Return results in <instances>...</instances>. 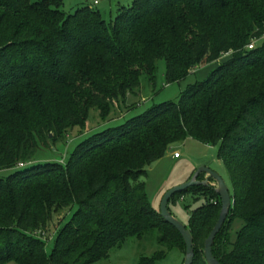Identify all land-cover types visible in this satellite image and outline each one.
Instances as JSON below:
<instances>
[{"label":"trees","instance_id":"16d2710c","mask_svg":"<svg viewBox=\"0 0 264 264\" xmlns=\"http://www.w3.org/2000/svg\"><path fill=\"white\" fill-rule=\"evenodd\" d=\"M63 6L0 0V172L11 171L0 177V264H96L128 238L154 233L185 254L179 232L150 206L143 180L188 139L217 148L232 182L216 259L264 264V0H132L112 23L88 3L74 14ZM161 60L167 84L218 66L179 104L154 106L90 135L66 165L37 160L70 131L85 130L91 110L109 121L143 83L156 90ZM188 193L196 202L195 194L204 197L186 227L194 264H207L203 250L220 197L193 187L170 204ZM61 211L66 217L52 232Z\"/></svg>","mask_w":264,"mask_h":264},{"label":"rangeland","instance_id":"374dc122","mask_svg":"<svg viewBox=\"0 0 264 264\" xmlns=\"http://www.w3.org/2000/svg\"><path fill=\"white\" fill-rule=\"evenodd\" d=\"M62 1L66 13L74 14L83 4L89 3L92 5L95 0ZM111 2L113 3L114 0H100V5L98 6L100 13L107 23L115 21L120 9V6H114L112 8L110 5ZM131 2L132 0H125L122 6L127 7ZM228 59L229 56H225L221 62H225ZM217 66L218 64L211 66V68L198 69L181 82L167 84L165 79L166 63L163 60L159 61L157 64L156 90H153L149 85L143 83V88L137 95L129 96L124 106L115 108L109 121H103L96 109L91 110L85 130L75 128L70 131L65 143H58L52 146L50 150H41L37 154V160L58 161L66 165L70 155L77 146L90 135L108 128L120 126L127 120L144 114L154 106L169 102L179 104L182 95L187 91L189 86L197 81L205 80ZM175 153H179L181 158L178 160L175 159ZM202 167H207L217 173L225 181L232 193L233 188L230 174L225 164L219 160L217 148L205 145L194 139H188L184 143L175 145L164 158L155 162L147 169L148 176L143 181L145 182L150 206L156 211H160V205L164 195L171 189L189 182ZM10 174L11 171L0 172V177L6 178ZM195 196L199 197L197 202L195 201L194 195L188 193L183 199L181 198L175 204L171 203L169 205L171 213L185 225L188 224L190 212L203 204L204 197L198 194H195ZM65 217V211L55 214V224L53 225L52 232L55 230V225L59 226ZM238 227L239 223L235 222L232 225V231H235ZM159 236L158 233H154L151 236L143 237L142 240L134 237L128 238L121 247L114 248L110 251L108 259L96 264H138L142 258H154L158 254H162L164 257L157 260L156 264H183L185 254L176 248L170 247L166 243H160L158 240ZM53 241L54 239L51 237L47 244L48 253L53 248ZM10 264L16 263L12 262Z\"/></svg>","mask_w":264,"mask_h":264},{"label":"water","instance_id":"95a60500","mask_svg":"<svg viewBox=\"0 0 264 264\" xmlns=\"http://www.w3.org/2000/svg\"><path fill=\"white\" fill-rule=\"evenodd\" d=\"M204 174L206 177L200 181L199 177ZM214 184V185H213ZM193 187H205L213 188L216 194L220 197L221 201V212L219 219L209 234L208 238L205 241L204 245V257L207 264H221L215 257L213 253V246L216 240V237L221 232L232 207V197L229 190V187L226 185L225 181L214 171L207 167H202L199 171L193 176V178L176 188L168 191L160 205L159 214L162 219L173 226L181 235L184 240L186 250L185 258L183 264H194L195 261V249L194 241L191 235V232L187 229L186 225L180 222L170 211L169 204L171 199L178 193L185 192L186 190Z\"/></svg>","mask_w":264,"mask_h":264},{"label":"crops","instance_id":"0c3cea01","mask_svg":"<svg viewBox=\"0 0 264 264\" xmlns=\"http://www.w3.org/2000/svg\"><path fill=\"white\" fill-rule=\"evenodd\" d=\"M95 1H98V4L97 5H95L94 3H95ZM93 3H92V5L93 6H95L96 8H98V6L100 5V0H95ZM125 0H114V2L112 3H110V5H111V7L113 8L114 6H122L123 5V2H124ZM89 4V3H88ZM216 65V64H215ZM212 66H214V65H212ZM208 68H211V66L210 67H208ZM180 159V158H179ZM178 160V159H177Z\"/></svg>","mask_w":264,"mask_h":264},{"label":"built area","instance_id":"2783aa9c","mask_svg":"<svg viewBox=\"0 0 264 264\" xmlns=\"http://www.w3.org/2000/svg\"><path fill=\"white\" fill-rule=\"evenodd\" d=\"M94 4L97 5V4H98V1H95ZM253 47H254V44H251V45L249 46V49H253ZM174 158H175V159H179V158H181V155H180L179 153H175Z\"/></svg>","mask_w":264,"mask_h":264}]
</instances>
